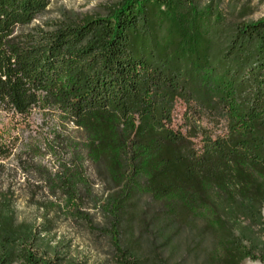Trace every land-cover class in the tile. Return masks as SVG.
Wrapping results in <instances>:
<instances>
[{
  "label": "trees",
  "instance_id": "1",
  "mask_svg": "<svg viewBox=\"0 0 264 264\" xmlns=\"http://www.w3.org/2000/svg\"><path fill=\"white\" fill-rule=\"evenodd\" d=\"M53 1L0 0V111L57 115L77 131L54 134L60 149L47 152L70 156L59 171L32 162L36 189L97 230L82 207L91 203L115 264H149L164 252L168 261L190 255V264H264V17L247 21L226 0H122L105 16L33 27ZM156 89L181 97L198 122L225 127L212 171L192 168L160 189L157 148L170 141L156 126ZM15 156L0 138V179ZM15 199L0 187V264H60L41 254L55 227L50 207L41 205L38 228L20 220Z\"/></svg>",
  "mask_w": 264,
  "mask_h": 264
},
{
  "label": "rangeland",
  "instance_id": "2",
  "mask_svg": "<svg viewBox=\"0 0 264 264\" xmlns=\"http://www.w3.org/2000/svg\"><path fill=\"white\" fill-rule=\"evenodd\" d=\"M122 0H54L46 13L34 22L33 27L49 29V24L60 22L64 15H100L105 16V8ZM237 12L246 13L245 20L257 21L264 17L263 0H226V4ZM156 126L170 141L169 145L157 148L162 164L155 170L160 174L156 188H167L184 181L192 168L201 172L215 168L216 156L224 153L223 144L225 127L222 123L203 119L198 122L190 113L188 105L176 94L166 89H156L154 95ZM77 137L76 129L64 125L56 115L50 120L39 112H34L28 120H22L12 114L0 111L1 142L14 147L15 157L3 164L0 187L12 189L16 194L15 208L20 220L35 221L38 228L43 222L45 212L42 204L50 209L48 217L55 223L51 235L43 237L41 254L48 258H60V264H115V251L109 232L104 231L102 214L92 210L91 203L82 207L93 215L97 230H93L80 220H76L63 200L48 194L47 189H36L37 180L29 170L32 162L47 166L52 172L60 170V165L70 163L67 153H58L56 158L48 153L49 147L60 149L53 143L54 134ZM33 147L40 149L35 158L29 154ZM89 167L88 163H85ZM86 176L94 183V195H103L102 186L95 181L90 169ZM61 208L59 210L58 208ZM47 252V253H45ZM168 252L160 253L149 264H190V255H176L171 261ZM242 264H260L249 260Z\"/></svg>",
  "mask_w": 264,
  "mask_h": 264
}]
</instances>
